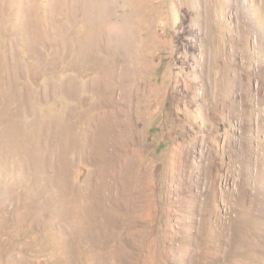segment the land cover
Instances as JSON below:
<instances>
[{
    "label": "rangeland",
    "instance_id": "1",
    "mask_svg": "<svg viewBox=\"0 0 264 264\" xmlns=\"http://www.w3.org/2000/svg\"><path fill=\"white\" fill-rule=\"evenodd\" d=\"M0 264H264V0H0Z\"/></svg>",
    "mask_w": 264,
    "mask_h": 264
}]
</instances>
